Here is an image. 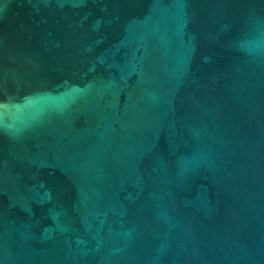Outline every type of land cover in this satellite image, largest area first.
Masks as SVG:
<instances>
[{
    "label": "water",
    "instance_id": "95a60500",
    "mask_svg": "<svg viewBox=\"0 0 264 264\" xmlns=\"http://www.w3.org/2000/svg\"><path fill=\"white\" fill-rule=\"evenodd\" d=\"M264 0H0V264H264Z\"/></svg>",
    "mask_w": 264,
    "mask_h": 264
},
{
    "label": "clouds",
    "instance_id": "9594fccd",
    "mask_svg": "<svg viewBox=\"0 0 264 264\" xmlns=\"http://www.w3.org/2000/svg\"><path fill=\"white\" fill-rule=\"evenodd\" d=\"M238 47L248 54H264V43H261L257 40L242 39L238 41Z\"/></svg>",
    "mask_w": 264,
    "mask_h": 264
}]
</instances>
